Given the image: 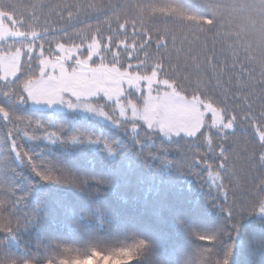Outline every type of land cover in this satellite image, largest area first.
<instances>
[{
	"label": "snow or ice",
	"instance_id": "obj_1",
	"mask_svg": "<svg viewBox=\"0 0 264 264\" xmlns=\"http://www.w3.org/2000/svg\"><path fill=\"white\" fill-rule=\"evenodd\" d=\"M198 2L206 7L207 15L190 13L179 0H59L26 5L31 9L27 19L15 13L0 15V119L6 125L19 123L31 129L34 134L27 137L29 141L39 138L50 143L65 139L75 142L81 137L65 138L62 128L21 114L20 107L59 104L94 114L125 132L131 125L130 136L142 147L146 161L158 158L161 165L197 177L201 175L197 169L203 166L215 187L217 195L212 196L210 186L205 199L217 209L219 222L210 232L192 233L201 244L185 264H231L237 240L238 264H264V0ZM0 11L7 9L0 5ZM51 16L62 22L55 35L48 23ZM222 27L233 39L235 59L231 64H221L215 55L216 36ZM84 34L89 42L72 40L73 35ZM210 34L212 48L208 47ZM64 38L70 46L59 42ZM53 42L55 51L51 46L45 49L46 43ZM153 43L155 56L148 51ZM240 49L243 62L238 55ZM172 53L178 61L183 59L186 71L194 68L200 80L202 73L210 70V86H197L191 91L184 87L177 78L179 68L172 70ZM234 80L235 90L225 89L224 85H232ZM213 129L219 144L213 143ZM237 130L245 134V147L237 159L249 164L243 176L232 162L231 144L226 146L236 138ZM155 136L181 150L192 151L197 139L208 147L204 153L192 151L191 157L172 161L163 139L157 152H152L150 145L145 154V141ZM85 139L102 144L109 153L115 151L105 139ZM0 157V264H88L93 257L116 258L94 253L83 260H69L40 243L35 250L22 247V233L36 220V214L23 212L25 196L18 194L14 184L13 160L29 166L43 181L84 190L89 180L69 175L45 161L37 163L33 153L11 134L0 149ZM221 195L223 203L218 202ZM247 220L252 223L245 228ZM143 244L140 241L138 246ZM57 247L68 250V246ZM134 254L135 249L124 250V259L117 264H126Z\"/></svg>",
	"mask_w": 264,
	"mask_h": 264
},
{
	"label": "trees",
	"instance_id": "obj_2",
	"mask_svg": "<svg viewBox=\"0 0 264 264\" xmlns=\"http://www.w3.org/2000/svg\"><path fill=\"white\" fill-rule=\"evenodd\" d=\"M58 2L59 0H0V5H3L8 12L15 13L17 17L24 15L27 19L31 9L26 5ZM112 2L123 3L124 0H112ZM179 4L190 13L208 14L206 7L198 0H179ZM41 22L43 23V18ZM48 23L51 25L53 35L56 29L62 27V22L58 21L56 16H51ZM92 23L96 22L92 21ZM227 32L228 29L222 27L219 35L216 36L215 55L221 64L225 61L231 64L235 59L231 48L233 39L226 36ZM85 36L86 34L73 35L72 40L80 43ZM105 36H107L106 31ZM87 41L85 39V42ZM59 42L69 44L67 38L59 39ZM116 43H119V40ZM45 45L47 49L49 46L53 48L55 42ZM208 47H213L211 34ZM148 51L153 56L157 55L154 43ZM140 55L142 57L143 53ZM238 55L243 62L242 49L238 51ZM124 59L129 60L126 55ZM130 62L137 63L135 60ZM171 63L172 70L179 68L177 78L189 91L197 86L201 88L210 86L208 84L210 70L203 72V79L200 80L194 68H189L187 71L184 69L183 59L178 61L175 53H172ZM165 67L167 68L168 65L166 64ZM224 80H227L226 76ZM236 84L237 80H234L232 85L225 84L224 87L235 90ZM219 91L220 89H217V93ZM18 110L21 114L62 128V136L65 138L71 135L81 138L75 142L65 139L50 143L39 138L29 141L27 137L34 134L31 129H26L19 123L6 125L0 119V149L11 134L16 136L17 142L23 144L26 150L33 153L37 163L45 161L69 175L89 180V187L84 190L72 185L43 181L29 166L13 160L14 184L17 186L18 194L25 196L23 212L36 214V220L27 231L22 233V247L35 250V245L40 243L50 252L57 254L58 245H87L100 236L125 238L135 234L152 242L159 264H185L186 260L194 256L198 245L201 244L192 233L210 232L219 222L217 209L205 199V193L210 190V186L212 196L217 195L211 180L208 181V171L201 166L197 169L201 175L197 177L179 172L171 165H161L158 158L146 161L141 154L142 147L135 144L130 136L131 125L128 132H125L112 123L83 118L77 114L45 109L30 110L22 107ZM214 133L213 129L212 137L219 139ZM88 136L107 140L114 145L115 151L109 153L102 144L88 142L85 139ZM162 139L167 147L166 155L172 161H181L185 156L191 157L192 151L201 153L207 151V143L203 140H194L192 151H189L188 148L178 149L176 145H170L166 139L155 136L152 140L145 141V154L150 145L151 151L157 152ZM244 139L245 134L237 130L236 138L226 143V146L231 144L232 162L241 176L249 170L246 160L237 159L245 147ZM249 147L253 146L249 145ZM209 158L211 160L212 157ZM215 163L218 164L219 161ZM255 166L258 168V162ZM2 172V157H0V173ZM231 201L230 191L228 202ZM218 202L223 203L222 195ZM181 220L183 223H180ZM239 255L240 246L237 240L231 264H238ZM118 260L119 257L109 260L93 257L88 264H117Z\"/></svg>",
	"mask_w": 264,
	"mask_h": 264
},
{
	"label": "clouds",
	"instance_id": "obj_3",
	"mask_svg": "<svg viewBox=\"0 0 264 264\" xmlns=\"http://www.w3.org/2000/svg\"><path fill=\"white\" fill-rule=\"evenodd\" d=\"M140 241L144 242L142 247L138 246ZM133 249H135L133 259L127 261L126 264H159L152 242L135 234L128 235L125 238L100 236L83 247L68 246V250L59 247L57 256L67 257L69 260L79 257L83 260L86 257L93 256L94 253H99L104 257H119L123 260L124 250L132 251Z\"/></svg>",
	"mask_w": 264,
	"mask_h": 264
},
{
	"label": "rangeland",
	"instance_id": "obj_4",
	"mask_svg": "<svg viewBox=\"0 0 264 264\" xmlns=\"http://www.w3.org/2000/svg\"><path fill=\"white\" fill-rule=\"evenodd\" d=\"M5 14H8L6 12H2L0 11V15H5ZM70 46V45H69ZM56 48V46H55ZM31 105V104H29ZM32 106V105H31ZM35 107H40V108H52V109H59V110H65V111H69V112H74L76 114H78L79 116L81 117H91V118H94V119H97L99 121H102V122H105V123H111L103 118H100L94 114H91V113H87L85 111H82V110H79V109H76V110H69L67 109L66 107L62 106V105H59V104H56V105H52V106H48L46 104H41V105H38V106H35ZM130 115V113H129Z\"/></svg>",
	"mask_w": 264,
	"mask_h": 264
},
{
	"label": "bare ground",
	"instance_id": "obj_5",
	"mask_svg": "<svg viewBox=\"0 0 264 264\" xmlns=\"http://www.w3.org/2000/svg\"><path fill=\"white\" fill-rule=\"evenodd\" d=\"M212 139H213V143H214V144H219V139H217V138H213V137H212ZM206 145H207V144H206ZM207 147H208V146H207ZM216 151L218 152L219 149L217 148ZM209 156L212 157V154L210 153ZM207 178H208V181H210L209 177H207ZM249 225H250V220H247V221L244 222V227H245V228H247Z\"/></svg>",
	"mask_w": 264,
	"mask_h": 264
}]
</instances>
